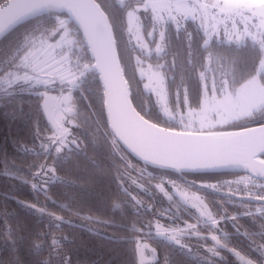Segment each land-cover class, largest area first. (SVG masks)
<instances>
[{
  "label": "snow or ice",
  "instance_id": "snow-or-ice-1",
  "mask_svg": "<svg viewBox=\"0 0 264 264\" xmlns=\"http://www.w3.org/2000/svg\"><path fill=\"white\" fill-rule=\"evenodd\" d=\"M170 32L187 43L185 70L199 85L191 96L183 78L170 96L175 77L167 73L175 60L159 62L167 55ZM223 47L243 50L246 57L217 54ZM153 54L155 64L149 62ZM141 82L154 97L151 108L144 102ZM85 92L97 104L93 109L89 103L87 113L78 107L86 101ZM0 108L8 110L13 121L30 122L32 146L11 142L18 152L34 158L27 168L15 163L12 167L17 173L28 172L31 180L19 177L20 182L43 194L45 202L11 198L48 221V231L35 233L40 242L33 241L37 258L32 264H81L64 248L72 240L54 231L74 222L48 211V204L90 224L123 229L126 236L108 238L131 244L138 264H146V250L150 264H159L157 249L147 243L153 238L196 264H264V0H0ZM89 145L105 148L110 179L128 197L115 207H126L136 216L147 212L154 219L122 224L90 215L82 207L57 204L49 196L58 183L80 187L57 171L73 153L86 156ZM7 157L0 148L5 172ZM130 157L142 166H134ZM93 164L102 168L97 161ZM223 172L244 175L216 183L189 179ZM158 173L160 182L151 187L170 202L164 211H154L133 194L153 195L141 181L155 180ZM241 184L242 196L231 188ZM224 187L227 193L221 192ZM200 191L226 195L235 211L229 213L219 201L206 202ZM179 202L185 212L194 210L195 223L182 218ZM12 215L0 212L10 248L0 264H26L18 248L23 238L17 233L23 226L13 229L8 224ZM240 220L248 221L250 228ZM89 230L102 234L98 228ZM188 240L197 243L189 245ZM163 264H170L167 256Z\"/></svg>",
  "mask_w": 264,
  "mask_h": 264
},
{
  "label": "trees",
  "instance_id": "trees-1",
  "mask_svg": "<svg viewBox=\"0 0 264 264\" xmlns=\"http://www.w3.org/2000/svg\"><path fill=\"white\" fill-rule=\"evenodd\" d=\"M191 30V29H189ZM158 37H156L157 39ZM155 45L151 43L150 47ZM217 54L226 57H238L244 60L246 53L243 50L237 51L228 47L218 48L215 50ZM167 55H164L160 63H165V61L171 63L175 60V66L171 71H168L167 75L169 77H175V83L169 85L170 96H174L176 89L181 84V79L183 78L184 85L189 88L190 96L195 94L199 85L196 80L189 79V72L185 69L187 68L188 49L187 43L183 37L176 38L174 34L169 33V38L167 40L166 47ZM138 54V53H137ZM206 57V53L203 54ZM197 59H200V53H197ZM150 63L155 64L157 59L155 54L149 60ZM203 70V69H199ZM141 89L144 102L148 108L152 106V97L143 90V82L139 84ZM85 100H81L78 107L83 113H87L88 104L90 103L92 108H97V104L92 96L85 92ZM28 110L27 105H25V111ZM29 129L30 122L26 119H19L13 121L8 115V110L0 108V148H3L8 153V165L7 172H5V165L0 163V212L12 213V217L8 220V224L11 225L13 229L17 226H23V230L17 233L18 236L22 237L18 242L19 255L21 260L26 262V264H32V262L37 258L33 251V241L39 243L40 238L35 236L36 232H46L48 231V221L41 218L38 215L31 213L30 211L23 209L19 204L15 202L11 197H15L18 200L24 201L26 203H37L45 202V196L43 194H34V191L30 188V185L23 184L20 182L19 177L23 179L31 180L27 171L17 173L12 167L13 163L20 165L22 168H27L28 162H30L34 157L31 155L25 156L16 150V145L11 141L18 140L20 144L27 147H31V142L29 140ZM84 143L87 144L88 141L85 139ZM131 162L137 164L140 163L134 159L129 158ZM93 161H97L102 165V168H97ZM152 171V169H149ZM57 174L63 177L65 180L73 181L76 185L80 187H71L67 184L58 183L49 190V196L57 201V204H63L66 207H82L90 215L99 216L102 219L112 218L122 224L139 223L141 220H152L154 217L145 212L140 216L134 215L128 208H116V204L124 205L128 197L118 190L116 185L110 179V173L108 171V164L106 159V150L101 145L99 148H92L89 145L86 156H81L73 153L69 162L66 163L62 168H59ZM244 173H216L205 176H189V179H198L202 183H216L218 181L233 180L235 177L243 175ZM17 176V179L10 178L11 176ZM157 174V179L148 181L150 185H154L160 181ZM167 175V178L177 179L175 175ZM150 192L153 195H146L143 192L138 193V197L145 203L153 205V209L160 210L164 209V205L170 202L160 194L157 190L150 186ZM233 192H237V195H245L244 185H232ZM171 191L170 188H167ZM229 189L224 187L221 192L227 193ZM206 197L208 203L214 201H219L224 203L225 208H227L229 213L235 211L234 207H230L227 201L226 195H217L211 192L200 191ZM8 195L9 198H5ZM178 199V197H175ZM252 210L255 211L256 205H252ZM180 209V215L184 220H189L195 223V213L194 210L184 211V206L182 202L178 204ZM48 211L55 212L57 215H63L66 219H71L74 222V226H69L67 224L61 225L59 230L56 231L58 236H67L72 240L69 244L65 242L64 248L66 251L70 252L74 260H78L81 264H138V257L134 256L131 251L132 245L124 242L114 243L109 240L107 234H114L117 237L126 236L128 233L120 228H105L102 225L90 224L88 221H82L79 217L69 216L67 211H63L60 207L52 204H48ZM243 211V209H241ZM168 214L169 212L166 211ZM169 215V214H168ZM156 218V217H155ZM159 219V217H158ZM166 225L169 223L167 219ZM239 223L244 226L245 229H249L250 225L246 220H240ZM98 228L101 229L102 234L93 235L89 229ZM203 231V228L201 229ZM226 230L231 231V228ZM8 237L6 235L5 221L0 218V259H6L10 254L9 245L6 243ZM157 249L159 264H163V258L168 257L170 264H196L194 258L189 257L187 254L182 253L175 247L168 246L167 244L160 243L157 239H148ZM195 240H188L185 243H191ZM243 243V242H241ZM45 251L42 254L47 256ZM41 257V258H42ZM234 259V258H233Z\"/></svg>",
  "mask_w": 264,
  "mask_h": 264
},
{
  "label": "rangeland",
  "instance_id": "rangeland-1",
  "mask_svg": "<svg viewBox=\"0 0 264 264\" xmlns=\"http://www.w3.org/2000/svg\"><path fill=\"white\" fill-rule=\"evenodd\" d=\"M157 40H158V38H157ZM152 48H154V47H152ZM130 163H132L134 166H136V167H141V166H138L137 164H135V163H133V162H131L130 161ZM135 175V174H134ZM244 175V174H243ZM241 176V175H240ZM239 177V176H238ZM238 177H235L233 180H235V179H238ZM168 179H171V178H168ZM175 180V179H174ZM141 182H143V183H145L146 184V186H148L149 187V191L151 190V188H150V183H148V181H146V180H143V181H141ZM160 182V181H159ZM158 182V183H159ZM165 187L166 188H170L171 189V191H169V192H172L173 190H172V188L169 186V185H167V184H165ZM184 187H186V186H184ZM134 195H138V193H133ZM200 194L202 195V196H204L203 194H202V192H200ZM174 200H178L177 198H175V196H174ZM206 202H208L207 201V199H206ZM178 204H180V202L179 203H177L176 204V207H178ZM169 207H170V204H166V205H164V207L163 208H165L166 210L167 209H169ZM158 210V209H157ZM160 211H164V209H160ZM166 215H171V213L169 212L168 214L167 213H165ZM156 219H158V217H156ZM161 223L162 224H165V223H167L166 222V220H164V219H161ZM166 225V224H165ZM189 242H191V243H188L189 245H192V244H195V242L193 241V243H192V241H189ZM147 243L150 245V247L151 248H156L149 240H147ZM157 258H158V254H157ZM145 259H146V264H150V262H151V254H150V252L149 251H147L146 250V252H145Z\"/></svg>",
  "mask_w": 264,
  "mask_h": 264
},
{
  "label": "water",
  "instance_id": "water-1",
  "mask_svg": "<svg viewBox=\"0 0 264 264\" xmlns=\"http://www.w3.org/2000/svg\"><path fill=\"white\" fill-rule=\"evenodd\" d=\"M230 173H243V172H230ZM240 196H242V195H240Z\"/></svg>",
  "mask_w": 264,
  "mask_h": 264
}]
</instances>
